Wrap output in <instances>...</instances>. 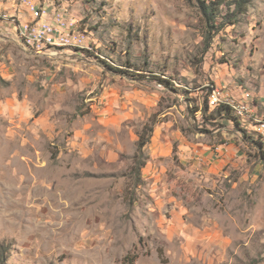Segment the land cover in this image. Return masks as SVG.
<instances>
[{
  "label": "rangeland",
  "instance_id": "1",
  "mask_svg": "<svg viewBox=\"0 0 264 264\" xmlns=\"http://www.w3.org/2000/svg\"><path fill=\"white\" fill-rule=\"evenodd\" d=\"M233 1L208 49L199 0H0V264H204L168 228L182 208L225 230L236 249L224 264H264V163L243 139L264 137V0L238 18ZM28 2L66 12L82 46L27 49L15 26ZM219 91L246 106L242 126L202 114ZM153 119L243 160L206 178L175 141L154 196L132 170Z\"/></svg>",
  "mask_w": 264,
  "mask_h": 264
},
{
  "label": "crops",
  "instance_id": "2",
  "mask_svg": "<svg viewBox=\"0 0 264 264\" xmlns=\"http://www.w3.org/2000/svg\"><path fill=\"white\" fill-rule=\"evenodd\" d=\"M21 19L30 21L31 16L23 13ZM240 93L238 90L234 94L240 95ZM256 108L257 105L254 107V111ZM260 128L262 129V127ZM254 129H256L255 126ZM196 138L199 139L198 136ZM175 141L178 143L177 155L180 157L181 163L192 173L202 174L206 178L221 175L227 178L236 169L238 160H243L241 156L243 153L237 150L234 144H224L215 148L203 142L188 140L180 134L165 135L158 128L149 148L148 163L143 169V179L148 183L150 193L154 196H159L157 193L159 187L166 186L167 169L164 163L174 154L173 143ZM177 207L178 205H175L174 210ZM184 209L175 211L174 218L168 228L185 237V241H183L185 251L191 256L201 259L202 263L205 262L204 264H224L226 261H230V251L235 250L236 247L233 246L232 240L225 235V230L206 216L200 223L195 215L188 216Z\"/></svg>",
  "mask_w": 264,
  "mask_h": 264
},
{
  "label": "trees",
  "instance_id": "3",
  "mask_svg": "<svg viewBox=\"0 0 264 264\" xmlns=\"http://www.w3.org/2000/svg\"><path fill=\"white\" fill-rule=\"evenodd\" d=\"M232 5L235 6V10L233 13L234 18H238L239 15H242L249 5V0H234L231 2ZM200 4V11L203 14L204 18L206 19V26H207V35H209V45L208 49L210 48L212 41L214 39L215 34L217 33V21L221 15V8L224 6L223 0H215V1H201L199 0ZM220 29V28H219ZM212 31V32H211ZM110 67V66H109ZM111 69H114L110 67ZM119 73H123L121 70H117ZM168 85H171L170 82L163 81ZM210 111L211 114L209 116L210 119L213 120H228L238 127L242 126L245 122L243 119L238 115L233 107L230 105H221L215 109H212L209 105V97L203 106L202 114L207 116V113ZM197 112H200L198 109ZM157 121L154 119L145 124L142 132L139 134V141H138V148L136 154L134 156V167L132 168L133 171H136V174L139 176V180L141 181V175L143 173V169L146 167L149 157L145 155V150L147 146L151 143V140L154 136L155 128L157 126ZM243 139L246 144L251 145L254 149L257 150L258 157L261 163H264V137L261 135L252 136L243 130ZM6 250V246H0V263L3 262L4 259V251ZM129 260V258H125V261ZM136 256L131 260L132 263L135 262Z\"/></svg>",
  "mask_w": 264,
  "mask_h": 264
},
{
  "label": "built area",
  "instance_id": "4",
  "mask_svg": "<svg viewBox=\"0 0 264 264\" xmlns=\"http://www.w3.org/2000/svg\"><path fill=\"white\" fill-rule=\"evenodd\" d=\"M26 9L31 16L30 21H22L21 26H15L17 34L21 39L23 45L35 53L54 54L58 50L51 49V42L66 41L78 42V36L74 35V19L68 18L66 12L57 10L55 7L46 3L38 4V9H30V2L26 3ZM23 12H20V16ZM57 22H71V29L67 31H58ZM224 93L219 91V96H209L212 101V107L218 101H224ZM259 126L262 127L264 132V121Z\"/></svg>",
  "mask_w": 264,
  "mask_h": 264
},
{
  "label": "bare ground",
  "instance_id": "5",
  "mask_svg": "<svg viewBox=\"0 0 264 264\" xmlns=\"http://www.w3.org/2000/svg\"><path fill=\"white\" fill-rule=\"evenodd\" d=\"M30 9H38V5L31 3L30 4ZM57 29L58 31H67L68 29H71V22H66V23H62V22H57ZM74 35L78 36V42L82 43L84 42L83 38L76 32V27L74 26ZM82 45H79L76 42H66V41H57V42H51V49H58L60 47H72V48H77V47H81ZM40 55H45L46 53H38ZM214 96H219V92H215ZM211 101V100H210ZM221 105H230L231 107H233L237 113L240 116H248L247 114V108L246 106H240L237 102L235 103V101L230 100L225 98L224 96V101H218L216 104H214L213 108H217L220 107ZM211 106H212V101H211Z\"/></svg>",
  "mask_w": 264,
  "mask_h": 264
}]
</instances>
